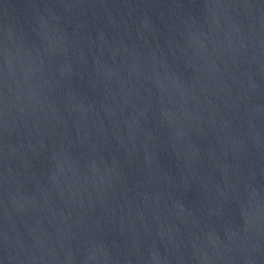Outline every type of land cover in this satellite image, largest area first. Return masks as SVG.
Instances as JSON below:
<instances>
[{"label": "water", "instance_id": "obj_1", "mask_svg": "<svg viewBox=\"0 0 264 264\" xmlns=\"http://www.w3.org/2000/svg\"><path fill=\"white\" fill-rule=\"evenodd\" d=\"M0 264H264V0H0Z\"/></svg>", "mask_w": 264, "mask_h": 264}]
</instances>
